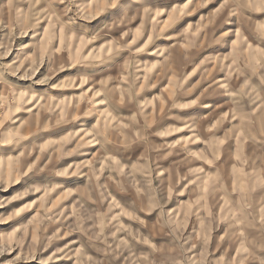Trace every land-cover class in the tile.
I'll return each instance as SVG.
<instances>
[{
	"label": "rangeland",
	"instance_id": "1",
	"mask_svg": "<svg viewBox=\"0 0 264 264\" xmlns=\"http://www.w3.org/2000/svg\"><path fill=\"white\" fill-rule=\"evenodd\" d=\"M263 81L264 0H0V264H263Z\"/></svg>",
	"mask_w": 264,
	"mask_h": 264
},
{
	"label": "crops",
	"instance_id": "2",
	"mask_svg": "<svg viewBox=\"0 0 264 264\" xmlns=\"http://www.w3.org/2000/svg\"><path fill=\"white\" fill-rule=\"evenodd\" d=\"M253 93L255 98L253 97L252 99H257L256 103L250 102V110L246 109V111H242L237 122L233 123V121H231L229 127L225 129L227 132L234 130L240 132L239 136L235 138L236 140L231 139V137L229 138L228 133L225 134L226 163L232 164L233 156H236L238 160L235 162L241 164L242 170H244L246 166L259 165L260 169L258 175H260L261 179L264 181V89H257L256 92ZM237 150L241 152L240 155H234V151ZM232 177L233 175L231 174L230 178ZM262 184L263 189L260 188L257 193L253 194L259 196L258 200L264 198V182H262ZM251 187V184L247 185V188ZM247 193L249 197L253 192ZM260 206L261 204H258L255 208L254 203L249 201L248 211H246L247 214L252 211H259L260 208L264 206V203L261 207ZM247 223L241 226L242 228L244 227L247 233L252 232L251 234H256L257 237L255 239L260 245L256 247L257 253H254V255L257 259H261L264 264V219L256 218L248 220ZM242 234H244L242 238L243 243L248 247H252L250 244H253V239L248 238L245 232Z\"/></svg>",
	"mask_w": 264,
	"mask_h": 264
}]
</instances>
